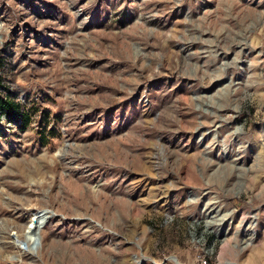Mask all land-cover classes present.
Here are the masks:
<instances>
[{"label": "rangeland", "instance_id": "374dc122", "mask_svg": "<svg viewBox=\"0 0 264 264\" xmlns=\"http://www.w3.org/2000/svg\"><path fill=\"white\" fill-rule=\"evenodd\" d=\"M0 98V264H264V0H0Z\"/></svg>", "mask_w": 264, "mask_h": 264}, {"label": "trees", "instance_id": "16d2710c", "mask_svg": "<svg viewBox=\"0 0 264 264\" xmlns=\"http://www.w3.org/2000/svg\"><path fill=\"white\" fill-rule=\"evenodd\" d=\"M0 111L7 114L10 119L17 123L26 122V124L29 125L30 117L26 114L20 115L19 107L13 100L0 98Z\"/></svg>", "mask_w": 264, "mask_h": 264}, {"label": "water", "instance_id": "95a60500", "mask_svg": "<svg viewBox=\"0 0 264 264\" xmlns=\"http://www.w3.org/2000/svg\"><path fill=\"white\" fill-rule=\"evenodd\" d=\"M45 213H46V212H41V213H40V216L44 217V218L41 219L42 222L40 221V224H42L43 222H46V221L48 220V218H47V216L45 215Z\"/></svg>", "mask_w": 264, "mask_h": 264}, {"label": "bare ground", "instance_id": "6f19581e", "mask_svg": "<svg viewBox=\"0 0 264 264\" xmlns=\"http://www.w3.org/2000/svg\"><path fill=\"white\" fill-rule=\"evenodd\" d=\"M39 221V220H38ZM37 222V221H36ZM40 224V223H39ZM38 223L36 224V227H37Z\"/></svg>", "mask_w": 264, "mask_h": 264}]
</instances>
